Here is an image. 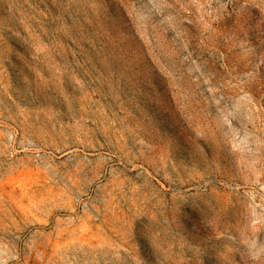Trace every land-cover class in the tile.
Masks as SVG:
<instances>
[{"label": "rangeland", "instance_id": "374dc122", "mask_svg": "<svg viewBox=\"0 0 264 264\" xmlns=\"http://www.w3.org/2000/svg\"><path fill=\"white\" fill-rule=\"evenodd\" d=\"M0 264H264V0H0Z\"/></svg>", "mask_w": 264, "mask_h": 264}]
</instances>
